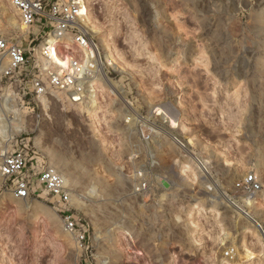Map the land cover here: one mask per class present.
<instances>
[{
  "label": "rangeland",
  "instance_id": "obj_1",
  "mask_svg": "<svg viewBox=\"0 0 264 264\" xmlns=\"http://www.w3.org/2000/svg\"><path fill=\"white\" fill-rule=\"evenodd\" d=\"M93 2L96 22L83 29L104 56L115 15L126 63L103 58L92 113L88 91L83 102L63 91L43 98L31 155L36 169L64 175L91 248L66 231L46 187L35 181L18 199L0 173V264H264L255 222L264 230V0ZM3 28L28 46L22 27ZM29 111L18 115L27 129L36 124ZM254 172L262 190L239 204L255 221L224 198L237 199V182Z\"/></svg>",
  "mask_w": 264,
  "mask_h": 264
},
{
  "label": "built area",
  "instance_id": "obj_2",
  "mask_svg": "<svg viewBox=\"0 0 264 264\" xmlns=\"http://www.w3.org/2000/svg\"><path fill=\"white\" fill-rule=\"evenodd\" d=\"M5 1L18 12L23 26L20 30L28 46L24 47L11 35L0 34V173L4 178L3 186L18 199L31 195L35 181L46 187L62 204L60 212L66 231L83 250L89 251V233L82 219L68 207L72 197L64 175L51 165L36 169L31 162V155L40 152L32 141V134L43 119L42 111L34 114L37 108L43 107L42 99L51 92L63 91L71 101L83 102L87 90L94 89L91 79L98 73L103 56L97 39L82 26L84 1L88 3V0ZM3 16L8 21L6 25L11 26ZM56 56L65 60L66 65H60ZM6 89L12 91L11 96ZM29 97L32 100H27ZM17 99L20 101L15 103ZM23 99L26 100L22 102ZM22 107L36 116L33 128L27 129V123L18 118ZM196 160L201 174L211 178L210 168L200 158ZM262 187L258 174L248 173L235 186L242 199H227L232 204L247 205L246 200L257 196ZM262 232L264 240L263 229ZM233 253L234 249L227 251L226 256L233 259Z\"/></svg>",
  "mask_w": 264,
  "mask_h": 264
},
{
  "label": "bare ground",
  "instance_id": "obj_3",
  "mask_svg": "<svg viewBox=\"0 0 264 264\" xmlns=\"http://www.w3.org/2000/svg\"><path fill=\"white\" fill-rule=\"evenodd\" d=\"M0 1H2V8H3V11L5 12V16H7V18H8V20H9V22H10V24H11V26L12 25H14V26H16V27H22V29H23V26H21V23H20V21H19V17H18V12L9 4V3H7L5 0H0ZM94 0H88V3H86L85 1H84V9H83V12H82V19H83V22H82V26L83 27H87V24L86 23H88V24H94L95 22H96V14L93 12V9L89 6V2H91V4H94V2H93ZM1 10V9H0ZM115 12V11H114ZM4 14V13H3ZM114 16L115 15H112V16H110V21H112L113 23V27H110V29H109V32L108 33H106V34H104L103 36H102V38H103V41H104V43H105V45H106V50H105V53L103 54L104 56H103V58H104V61H108V62H110V64H115L116 65V61H119V60H117L118 58H121V59H123V60H125V58H124V56H122V54H120L119 52H118V48L115 46V44H114V42H113V40H114V35H115V33L117 32L116 31V29H118V23H117V20H115L114 19ZM5 26V27H7V25L6 24H3V23H1L0 24V27H1V30L3 31V32H6V30L3 28L2 29V26ZM92 32V31H91ZM95 34V33H94ZM172 37V36H171ZM168 38H170V37H168ZM118 57V58H117ZM56 59H57V61H59V64L60 65H66V63H64V61H62V59H60L58 56H56ZM122 60V61H123ZM121 62V61H120ZM119 63V62H118ZM122 63V62H121ZM123 63H126V60L123 62ZM114 65V66H115ZM127 65V64H126ZM118 65H116V67H117ZM118 68L119 69H121V67H119L118 66ZM122 70V69H121ZM96 75V74H95ZM104 77H105V81L108 83V84H113V86L115 87V84H116V82L115 81H113V80H111V79H107V77H106V75L104 74ZM103 77V78H104ZM93 79V78H92ZM93 84V83H92ZM92 84L90 85V87H92ZM88 91V97H89V104H88V108H89V110H90V112L92 113V111H94L95 109H96V103H97V95H96V92H95V88L94 89H92V90H90V89H88L87 90ZM96 111V110H95ZM184 126V125H183ZM185 129H188L187 128V126L185 127ZM192 143V141H191V139H190V141L188 140V142H187V144L189 145V144H191ZM195 158V160H196V157H194ZM196 162H197V160H196ZM204 162V161H203ZM198 165V164H197ZM187 168H189V169H191L190 168V166L189 165H187L186 166ZM189 169H184V170H182L184 173V175H188V173L186 172V171H188ZM193 170V169H192ZM195 171V170H194ZM182 174V175H183ZM189 177V176H188ZM208 180V179H207ZM213 198L216 200V196H213ZM224 198L226 199V201H227V198L224 196ZM240 199H242V197H238L236 200H240ZM254 200H255V197H253V198H249V199H247L246 201H247V205H252L253 203H254ZM232 206H234L237 210H239L240 212H242V213H244V214H246L248 217H250V218H252L251 216H250V214H249V212L246 210V209H244L243 208V206L241 205V204H239V203H236V204H232V203H230ZM253 219V218H252ZM254 220V219H253ZM255 221V220H254ZM256 223H257V225H258V227H259V229H260V231L262 232V229H261V224L260 223H258L257 221H255ZM262 234H263V232H262Z\"/></svg>",
  "mask_w": 264,
  "mask_h": 264
}]
</instances>
